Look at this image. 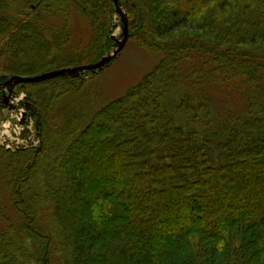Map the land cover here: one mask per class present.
Returning a JSON list of instances; mask_svg holds the SVG:
<instances>
[{"label": "trees", "instance_id": "obj_1", "mask_svg": "<svg viewBox=\"0 0 264 264\" xmlns=\"http://www.w3.org/2000/svg\"><path fill=\"white\" fill-rule=\"evenodd\" d=\"M74 1L92 39L62 62ZM118 1L158 61L91 112L57 113L84 71L13 86L53 84L27 95L40 146L0 148L18 219L0 194V264H264V0ZM114 9L0 0V97L12 76L101 60ZM184 68L192 91L172 104ZM219 82L235 84L241 111L213 115L207 89Z\"/></svg>", "mask_w": 264, "mask_h": 264}, {"label": "rangeland", "instance_id": "obj_2", "mask_svg": "<svg viewBox=\"0 0 264 264\" xmlns=\"http://www.w3.org/2000/svg\"><path fill=\"white\" fill-rule=\"evenodd\" d=\"M77 3V4H76ZM120 9L126 14V7L129 6L128 3L120 2ZM119 3V4H120ZM115 10V9H114ZM69 25L68 31L70 34L69 43L60 50L62 62L63 58H68L70 56H76L80 53L86 51L91 43L92 30L90 26V21L88 15L84 14L83 6L80 2H71V8L69 11ZM127 17V15H126ZM110 25L109 34L106 40L115 43L113 46L108 42L104 47V56L110 55L112 51L117 47L116 39L122 40V22L120 16L113 12L110 15ZM128 23V22H127ZM128 39L125 42L123 48L118 53V55L103 69L93 73L92 71H84L83 80H85L81 88L80 96L74 95L73 93L69 95L67 100L63 101V104L57 107V113L59 115H64V111L67 108L74 109V112H91L100 107L107 101H110L119 95H122L128 88L136 84L143 75L149 73L154 67L156 61H158L159 55L154 53L151 48L149 41L146 42L147 45L140 44L139 37L142 36V32L138 28L130 30L128 28ZM192 33L191 31L185 32ZM188 35V34H187ZM27 39L32 43H36L35 35L29 33L25 35ZM105 40V39H104ZM115 41V42H114ZM53 60V59H52ZM51 62V60H50ZM56 66L51 65L49 71L56 70ZM47 69V70H48ZM48 72V71H47ZM45 73V72H43ZM42 74V73H41ZM95 74V75H94ZM183 79L181 80V86H178L177 90L171 91L166 97V100L175 102L178 99V94L183 90L192 91L189 79L186 77L189 75V71L184 68L182 71ZM7 81V80H6ZM44 81V80H43ZM41 82V81H40ZM62 83V82H60ZM24 84V83H23ZM52 83L46 85H32L23 86L21 88H16L13 92L15 96L24 98L27 97L29 90H40L46 88L51 90L50 86ZM235 84L233 82H219V84L208 85V94L211 102V111L213 115H228L235 114L237 111L242 109V100L240 99L237 91L233 87ZM49 87V88H48ZM4 88V87H3ZM234 88V89H233ZM75 92V91H73ZM83 93V94H82ZM48 96V95H47ZM71 96V97H70ZM82 96V97H81ZM26 100H28L26 98ZM84 109V110H83ZM0 115V148L5 149L6 146H10L13 149L18 148L29 142V147L32 148V142L37 146L39 139L31 138V123L34 122V118H24L22 124L19 123V112L10 113L8 109H2ZM30 111V110H28ZM17 125V126H16ZM60 128V127H59ZM58 129V128H57ZM30 139V140H28ZM3 144V146L1 145ZM40 144V143H39ZM28 146V144H27ZM30 148V149H31ZM11 151V150H9ZM101 153L98 155H91L93 159L101 160L106 154L105 149L100 150ZM0 194L1 198L6 205V212L10 217H14V221H18L16 215L14 214L13 207L9 203V190L5 186V174L2 169V160L0 159ZM67 207L73 206L71 203H67Z\"/></svg>", "mask_w": 264, "mask_h": 264}, {"label": "water", "instance_id": "obj_3", "mask_svg": "<svg viewBox=\"0 0 264 264\" xmlns=\"http://www.w3.org/2000/svg\"><path fill=\"white\" fill-rule=\"evenodd\" d=\"M112 1L115 7V12L120 16L123 25H122V40L117 41V47L112 51L110 55L104 56L101 60L93 64L79 65L72 68H60L42 74H38L35 76H12L5 82V85L13 86L14 84H18V83L40 82L57 76L77 75L85 70L98 71L101 68H103L105 65H107L111 60H113L118 55V53L121 51L125 42L128 39V23H127L126 14L120 9L118 0H112ZM8 97L9 94L4 96L3 99L4 105L7 104Z\"/></svg>", "mask_w": 264, "mask_h": 264}, {"label": "built area", "instance_id": "obj_4", "mask_svg": "<svg viewBox=\"0 0 264 264\" xmlns=\"http://www.w3.org/2000/svg\"><path fill=\"white\" fill-rule=\"evenodd\" d=\"M18 101V99H12V103H15V102H17ZM21 114H22V109L19 111V115H20V118H21ZM20 118H19V123H20ZM17 126V125H16ZM30 131V133H31V138H36V135H35V129L33 128V124L31 123V129L29 130ZM28 140H30V139H28ZM27 144H28V146H29V142L28 143H26L25 145H23V146H27ZM32 145H35L33 142L31 143ZM3 145V144H2ZM5 147L6 148H12V147H10V146H6L5 145Z\"/></svg>", "mask_w": 264, "mask_h": 264}]
</instances>
